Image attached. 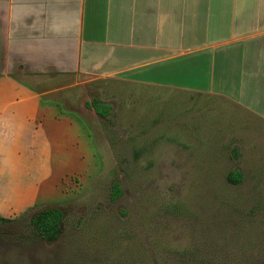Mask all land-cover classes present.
I'll list each match as a JSON object with an SVG mask.
<instances>
[{
    "label": "rangeland",
    "instance_id": "374dc122",
    "mask_svg": "<svg viewBox=\"0 0 264 264\" xmlns=\"http://www.w3.org/2000/svg\"><path fill=\"white\" fill-rule=\"evenodd\" d=\"M38 84L79 118L93 156L55 149L37 203L6 218L61 207L62 233L27 243L0 220V264H264V120L221 97L131 82Z\"/></svg>",
    "mask_w": 264,
    "mask_h": 264
},
{
    "label": "crops",
    "instance_id": "0c3cea01",
    "mask_svg": "<svg viewBox=\"0 0 264 264\" xmlns=\"http://www.w3.org/2000/svg\"><path fill=\"white\" fill-rule=\"evenodd\" d=\"M68 79L217 96L264 120V0H0L4 217L37 203L55 149L93 156L79 118L38 90Z\"/></svg>",
    "mask_w": 264,
    "mask_h": 264
},
{
    "label": "trees",
    "instance_id": "16d2710c",
    "mask_svg": "<svg viewBox=\"0 0 264 264\" xmlns=\"http://www.w3.org/2000/svg\"><path fill=\"white\" fill-rule=\"evenodd\" d=\"M87 106L90 109H94L103 118H109L111 115L112 107L99 100H94L92 103L87 102ZM240 178L241 175L238 172H233L229 175V179L234 183L239 182ZM122 195L123 188L118 181H115L111 190V199L117 200ZM28 212L23 213L19 218L0 217V220L11 224L14 230L19 233V239L27 243L37 240L52 243L60 237L66 218V212L63 208L45 207L31 214H27Z\"/></svg>",
    "mask_w": 264,
    "mask_h": 264
}]
</instances>
